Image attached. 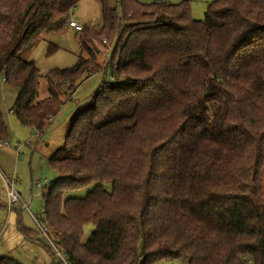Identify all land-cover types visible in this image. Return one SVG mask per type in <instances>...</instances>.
<instances>
[{
    "label": "trees",
    "instance_id": "1",
    "mask_svg": "<svg viewBox=\"0 0 264 264\" xmlns=\"http://www.w3.org/2000/svg\"><path fill=\"white\" fill-rule=\"evenodd\" d=\"M79 1L0 0V87L16 88L10 110L35 138L64 85L109 76L70 117L49 159L59 177L33 219L66 264H264V0H215L201 20L190 0H98L100 28L76 30L77 63L48 71L41 99L26 57ZM95 41L108 44L104 63ZM8 136L0 108V141ZM87 223L95 229L83 241ZM0 264L24 263L4 254Z\"/></svg>",
    "mask_w": 264,
    "mask_h": 264
},
{
    "label": "rangeland",
    "instance_id": "2",
    "mask_svg": "<svg viewBox=\"0 0 264 264\" xmlns=\"http://www.w3.org/2000/svg\"><path fill=\"white\" fill-rule=\"evenodd\" d=\"M146 3L163 1L166 3H178L181 0H141ZM215 0H190V11L192 18L201 20L205 16L208 4ZM70 17L77 20L83 26L100 28L102 24V13L98 0H80L70 11ZM108 44L95 41L94 47L97 51V59L104 63L105 51ZM81 54V45L78 41L77 32L65 26L60 32L45 34L35 47L28 53L27 59L33 60L41 75L38 88L39 98H45L47 93L46 73L50 70L72 67L77 63ZM108 66V65H107ZM103 70V68H102ZM109 79L102 72H97L91 77L84 78L78 83L64 85V92L60 98L59 110L53 117L47 119L48 126L39 138L34 139L32 147L25 146L21 149V156L16 160L14 150L0 149V166L9 177L17 179L16 188L26 204L29 211L22 210L18 213L21 225L29 230H37L38 238L48 242L52 251L48 250L39 241L25 238L20 230L16 213H10L3 207L0 208V231L2 239L0 243V256L9 254L11 257L22 261L24 264H52V252L58 255L55 264H66L60 254V250L52 242L48 231L42 227L33 217L39 218L46 210L44 195L49 191V182L59 177V173L50 164L51 153L63 145L64 136L68 130L70 117L79 109L83 108L90 100L99 85ZM74 90V91H71ZM16 88L2 84L0 87V108L3 110L9 130L7 141L15 144L18 140L25 142L34 132L33 128L20 125L13 108L16 99ZM264 182V170H263ZM1 186V183H0ZM94 185H87L79 190H72L67 196L81 199L94 189ZM5 197L0 195V203ZM93 224L87 223L83 227V241H86L94 231ZM158 264H187L184 261H171L162 259Z\"/></svg>",
    "mask_w": 264,
    "mask_h": 264
},
{
    "label": "built area",
    "instance_id": "3",
    "mask_svg": "<svg viewBox=\"0 0 264 264\" xmlns=\"http://www.w3.org/2000/svg\"><path fill=\"white\" fill-rule=\"evenodd\" d=\"M68 27L73 30H82L84 27L82 24H80L77 20H73V18H70L68 21ZM2 83H5L7 81V78L1 77ZM34 132L32 133L31 137L25 142L17 141L15 144H12L10 141L7 140H1L0 141V149L7 148L12 149L15 152L16 160L20 158L21 156V148L23 146L32 145V140L39 135V130L36 128H33ZM16 182L17 179L15 178V175L13 177L7 176L6 173H4L2 167L0 166V195H3L5 197V204L7 208L8 214L13 209H21V210H27L29 211V205L25 203L23 200L21 193L16 188Z\"/></svg>",
    "mask_w": 264,
    "mask_h": 264
},
{
    "label": "crops",
    "instance_id": "4",
    "mask_svg": "<svg viewBox=\"0 0 264 264\" xmlns=\"http://www.w3.org/2000/svg\"><path fill=\"white\" fill-rule=\"evenodd\" d=\"M2 231L3 230L0 231V243H1V239H2Z\"/></svg>",
    "mask_w": 264,
    "mask_h": 264
}]
</instances>
